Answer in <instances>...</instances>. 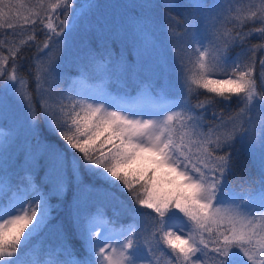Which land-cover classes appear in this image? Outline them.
<instances>
[{"label":"snow or ice","instance_id":"obj_1","mask_svg":"<svg viewBox=\"0 0 264 264\" xmlns=\"http://www.w3.org/2000/svg\"><path fill=\"white\" fill-rule=\"evenodd\" d=\"M238 2L131 6L141 10L142 22L133 24L145 38L163 27L174 53L180 42L196 54L195 62L170 61L161 46V72L172 69L165 83H145L141 65L114 47H128L118 35L111 46L108 37L102 46L89 40L82 68L89 78L124 83L116 106L70 79L80 53L72 60L68 53L86 18L83 5L37 0L22 15L18 0H0V29L12 37L0 33V107L19 110L25 133L11 175L0 152V198H7L0 203V264H40L31 246L41 234L52 238L54 258L46 264H158V249L166 264H264V55L257 58L264 43L248 46L253 32L237 29L264 24V0L247 11ZM180 9L183 22L173 24L167 10ZM37 24L45 39L26 64L22 52L36 41ZM29 26L32 34L16 42L13 30ZM253 31L264 38V27ZM194 94L204 99L193 104ZM234 100L232 114L214 111ZM240 149L259 156L258 186L244 193L229 179ZM109 204L133 223L114 227Z\"/></svg>","mask_w":264,"mask_h":264},{"label":"trees","instance_id":"obj_2","mask_svg":"<svg viewBox=\"0 0 264 264\" xmlns=\"http://www.w3.org/2000/svg\"><path fill=\"white\" fill-rule=\"evenodd\" d=\"M85 0H77V5L82 4ZM99 0H86V5L84 6L83 11L86 12V18L84 20L87 21L85 24V29H79L76 33L73 34V38L71 40L72 47L68 53V59L72 60L74 58L75 52L80 53V57L76 58V62L72 65L70 69V79H82L87 82L85 75H82V72L79 71V67L86 64L87 61L83 59L84 50L89 40L93 41L94 44L103 45L104 37L109 38V44L111 46L112 39H114L117 35L125 40V43L128 45L125 50L124 44H116L117 51L124 50V55L127 56L130 60H135L137 64L141 65V74L145 79V83L156 80L161 75V65L159 60V52L161 46L168 49V58L171 61L174 55L182 56L179 51L176 49L175 53L171 48L168 47V40L166 36V32L163 27L154 29L155 34L149 35L147 38L143 34H141L133 24V20H137L142 22L141 18V10L136 9L133 11L131 9L132 5L139 4H147V3H156L157 0H112L110 5V10L108 13L97 8L95 5ZM249 0H239V2L243 4L247 3ZM14 3H17V0H13ZM169 3H175L177 0H168ZM180 3H188L189 0H179ZM238 2V3H239ZM260 0L257 1L259 4ZM237 3V4H238ZM22 5V6H21ZM91 6V7H89ZM17 7L22 15H27V11L33 8L32 0H18ZM21 7H25L27 11H22ZM250 7L244 8L242 10L247 11ZM86 9V11H85ZM170 11V14L176 19L173 21V24H178L183 22V9L179 11L167 10ZM160 18V11H157V19ZM89 21V22H88ZM229 28H232L233 25H229ZM244 31V33L253 32V35L248 38V46L264 43V38H261L259 35L254 33L255 28L264 27V24L257 22L248 21L243 25H237ZM36 41L33 43L32 47L25 46L22 52V55L25 57V63L31 61L32 57L37 51L36 45L39 44L42 46V43L45 39L43 34V30H41V26L37 24L36 26ZM80 30V31H79ZM176 32L179 33L182 31V28L177 26L175 28ZM7 29H0V33L4 34L5 39L9 41L12 40V37L8 35ZM16 33H18L16 37V42L20 39H24L27 35L32 34L31 26L27 27V29H14ZM135 37V39H134ZM180 45V42H177V48ZM189 51V49H188ZM187 51V52H188ZM261 55H264V52L257 53V58ZM190 59V57H189ZM89 80V79H88ZM102 81L100 84L104 86L105 83L108 88H112L114 92L120 94L125 85L120 79H115V77H104L100 79ZM94 84L93 82H91ZM98 85V84H95ZM30 87L32 89L35 88V84L30 80ZM105 87V86H104ZM203 91V90H201ZM193 97L199 100H203L204 96H196L195 94L191 98V102L193 103ZM195 104V103H193ZM238 108L235 100L232 102L229 108H225L224 105L218 106L214 111L217 113L220 112L221 109L224 110L225 116L232 114ZM4 120L10 121L12 118H18V121H22V115L19 110L11 103L8 104L7 108L3 107ZM10 127L3 126L0 123V152H3L4 157L3 160H7L8 164L5 167L9 168V175L12 174L11 165L15 163V156L19 152V148L22 145L23 138L25 133L20 131V128L16 130H11ZM2 132V133H1ZM4 135V136H1ZM3 137V138H2ZM4 137H7V143L3 144ZM7 148V152H4L3 149ZM239 147V146H237ZM254 156L250 158L247 155L245 149H240L237 155L234 156L233 159V173L230 176V181L233 187L244 193L252 188L258 186V182L260 179L259 176V156ZM18 179V177H17ZM99 183V182H97ZM114 211L119 212V215H114ZM107 212L109 216L116 220V224L114 226H127L133 223V220L130 215H128L122 208L119 206L109 204L107 207ZM60 215H63L61 212ZM53 216H57V211H53ZM41 238V239H40ZM51 237L47 234H41L37 236L31 247L35 248L38 255L37 259L39 261V256L43 253L45 249L47 252L51 250ZM72 244L75 250L77 257L82 255V249L79 240H77L74 236L72 239ZM154 245V243H153ZM156 257H159L158 264H166V256H162L160 250H156ZM53 258V257H52Z\"/></svg>","mask_w":264,"mask_h":264},{"label":"rangeland","instance_id":"obj_3","mask_svg":"<svg viewBox=\"0 0 264 264\" xmlns=\"http://www.w3.org/2000/svg\"><path fill=\"white\" fill-rule=\"evenodd\" d=\"M111 1L112 0H99L98 1V3H96V7L97 8H99V9H101V10H103V11H105V13H108L109 12V10H110V5H109V3H111ZM257 1L258 0H249L247 3H245V4H243L242 5V3L241 2H239L238 4H236L235 6L236 7H238V8H240V9H244V8H248V7H250L251 5H253V4H256V5H258L257 4ZM32 5H33V8H35L36 7V5H37V0H32ZM79 5H83V6H85L86 5V0L82 3V4H79ZM78 5V6H79ZM21 9H22V11H27V9L25 8V7H21ZM30 9V8H29ZM85 11H86V9H85ZM87 21H85L81 26H80V30H84L85 29V23H86ZM89 22V21H88ZM229 25H231V24H228L227 25V27H230ZM27 29V28H26ZM237 29L239 30V31H241V33L243 34L244 33V31L242 30V29H240V27H237ZM79 30V31H80ZM177 50L179 51V53L182 55V56H186V57H190V59L193 61V62H195V56H196V54L195 53H192L190 50L188 51V49H186V48H184L181 44L178 46V48H177ZM188 51V52H187ZM237 51H238V49H237ZM79 69V71H81L82 72V75H85V77L86 78H88L87 79V83L84 81V80H82V79H78V80H81V81H83V83H82V85H81V91L82 92H99V91H103V93L107 96V98L109 99V100H111L112 102H113V104H115L116 106H120V95L119 94H117L116 92H114V90H112V88H108L107 87V85L104 83L103 85L105 86H101V82L102 81H99L100 80V78H89V76H88V73L86 72V71H84L83 70V68L82 67H79L78 68ZM195 69L193 68V71H194ZM171 72H172V69H171V66L169 65V67H168V69H167V72H164V73H162V72H160L161 73V75L158 77V78H156V80H159L161 83H165L166 82V77L167 76H169V75H171ZM91 82H93L94 84H98V85H96L98 88H96V87H92V86H90V84H92ZM197 100H199V99H196V98H194L193 97V103H196L197 102ZM2 113H3V107H0V123H2V125L3 126H6V127H10L11 128V130H16V129H18V128H20V131L22 132L23 130H22V127H21V125H22V121H18V118H12L10 121H8V120H4V116H2ZM10 130V131H11ZM2 133V132H1ZM1 136H4V135H1ZM3 138V137H2ZM1 147V146H0ZM246 152H247V150H246ZM247 155L250 157V158H252V157H254V156H257V155H252V154H250L249 152H247ZM4 157V154H3V156H2V158ZM245 198H247V197H245ZM6 197H3V198H0V203H3V202H5L6 201ZM53 203H55V201H53ZM114 227H116L117 229H118V226H114ZM186 231H187V229H186ZM41 239V238H40ZM153 247H155V245H152ZM155 256H156V253H155ZM53 256H51V255H49V252H47L45 249L43 250V253L39 256V262H40V264H46V262L48 261V260H50V259H53L52 258ZM25 258H29L30 259V257H25Z\"/></svg>","mask_w":264,"mask_h":264}]
</instances>
